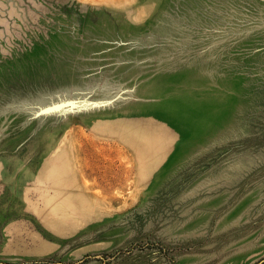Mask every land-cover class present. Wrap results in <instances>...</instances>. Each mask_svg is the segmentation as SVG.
<instances>
[{
    "label": "rangeland",
    "instance_id": "374dc122",
    "mask_svg": "<svg viewBox=\"0 0 264 264\" xmlns=\"http://www.w3.org/2000/svg\"><path fill=\"white\" fill-rule=\"evenodd\" d=\"M264 0H0V264H264Z\"/></svg>",
    "mask_w": 264,
    "mask_h": 264
},
{
    "label": "water",
    "instance_id": "95a60500",
    "mask_svg": "<svg viewBox=\"0 0 264 264\" xmlns=\"http://www.w3.org/2000/svg\"><path fill=\"white\" fill-rule=\"evenodd\" d=\"M264 260V259H263Z\"/></svg>",
    "mask_w": 264,
    "mask_h": 264
}]
</instances>
